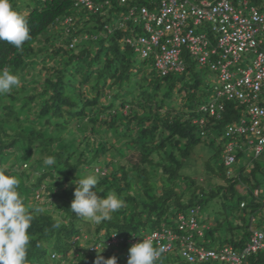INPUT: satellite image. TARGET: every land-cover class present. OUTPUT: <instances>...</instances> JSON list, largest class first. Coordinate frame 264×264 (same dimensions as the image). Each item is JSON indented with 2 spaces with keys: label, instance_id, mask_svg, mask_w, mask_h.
<instances>
[{
  "label": "trees",
  "instance_id": "obj_1",
  "mask_svg": "<svg viewBox=\"0 0 264 264\" xmlns=\"http://www.w3.org/2000/svg\"><path fill=\"white\" fill-rule=\"evenodd\" d=\"M158 1L92 0L89 10L73 0H10L13 10L27 20L31 38L21 49L0 42V70L7 68L20 80L19 87L0 95V169L20 180L18 191L33 217L26 264H96L98 256L101 264L113 257L116 264H127L132 246L127 239L163 228L177 232L178 215L189 217L193 211L197 219L210 200H218L225 212L232 210L230 202L236 198L239 210L250 208V222L240 215V223L229 226L224 225L228 215L203 219L211 224L197 220L203 228L200 236L193 232V243L204 238L206 245L200 246L208 250L231 249L241 255L254 232H264L262 215L259 225L252 226L254 213L264 206L256 175L264 170L253 160L233 170L238 158H248L246 151L254 148L242 136L225 137L227 127L243 119L245 107L221 97L219 117L202 112L207 87L202 73L210 71L208 65L202 66L182 46V71L163 75L155 57L169 35L147 50L139 42L152 34L145 21L124 20L130 9L153 11ZM201 1L213 6L223 0L193 4ZM224 1L234 10L255 7L264 15V1L261 7L253 0ZM188 29L206 34L207 51L216 49L218 34L210 22L194 25L189 20ZM261 38L264 43V34ZM147 62L151 67L145 69ZM217 137L223 143L209 157L216 158L215 165L209 159L204 162L206 177L183 174L195 148L201 143L212 146ZM229 142L234 143V161L226 167L223 156ZM260 153L254 149L255 158ZM46 156L55 157L56 163L46 166ZM90 174L98 180L101 198L114 192L125 202L110 221L96 224L70 210L75 190L71 181ZM243 188L255 197L250 204ZM220 230L225 236L214 249L210 245L218 243ZM169 253L161 254L156 264H170ZM220 263L217 259L208 264ZM243 264H264V249L246 254Z\"/></svg>",
  "mask_w": 264,
  "mask_h": 264
},
{
  "label": "built area",
  "instance_id": "obj_2",
  "mask_svg": "<svg viewBox=\"0 0 264 264\" xmlns=\"http://www.w3.org/2000/svg\"><path fill=\"white\" fill-rule=\"evenodd\" d=\"M73 1L89 10L93 9L92 0ZM136 17L145 21V28L152 33L149 40H139L147 45V50L150 45L157 47L165 33L169 35L160 46V54L155 57V65L163 75L170 70L182 71V46L192 56L197 57L201 65L208 64L217 73L222 88H216V100L203 105L200 110L210 116L219 117L223 107L217 99L221 97L235 100L244 106L246 110L243 119L238 124L227 127L225 137L242 136L247 146L254 147L256 154L260 153L264 148V43L261 38L264 34V15L253 7L248 12L246 7L234 10L224 0L213 6L206 1L194 5L189 0H161L157 13L149 12L145 7L139 11L131 9L124 20H136ZM189 20L194 25L201 22H210L213 25V30L218 34L216 49L207 51L206 34L195 35L191 29L186 30ZM151 24L162 29L153 30ZM183 29L185 31L182 35ZM245 53L251 54L252 63L247 68L238 67ZM145 55L143 51V56ZM209 56L217 59L209 61ZM233 148L232 142L225 146L224 163L227 166L234 161ZM201 228L191 211L189 217L178 215L177 232L163 228L145 238L151 239L154 247H163L165 251L162 254L169 253L173 242H177L181 256L188 264H208L209 261L217 259L224 264H243L246 254L264 249V232L256 231L243 254L237 255L231 249L216 253L191 241L193 232L201 235ZM179 232H184L185 235ZM188 257L192 259L189 260Z\"/></svg>",
  "mask_w": 264,
  "mask_h": 264
},
{
  "label": "clouds",
  "instance_id": "obj_3",
  "mask_svg": "<svg viewBox=\"0 0 264 264\" xmlns=\"http://www.w3.org/2000/svg\"><path fill=\"white\" fill-rule=\"evenodd\" d=\"M189 2L191 1L189 0ZM30 38V30L25 17L13 10L10 0H0V42H7L16 49H21ZM209 70L217 75L210 68ZM19 85L20 80L16 75H13L7 68L0 70V95L10 93L14 87H19ZM263 152L264 148L261 153ZM224 154L223 162L226 156L225 151ZM43 162L46 166H51L56 163V159L53 156H46ZM225 166L229 167L230 165ZM20 183L16 176L6 174L3 169H0V264H26L30 243L28 229L31 227L33 217L26 210L24 201L18 191ZM71 183L75 185V190L70 210L77 217L100 224L104 221H110L112 214L125 205V202L114 192L101 198L96 187L98 180L94 175L75 179V183L73 181ZM93 188L96 190L93 191ZM150 234H145L141 239L135 235L132 239H127V242L132 245L128 250L129 258L126 257L128 258L127 264H156L157 259L165 249L154 247L152 240L145 238ZM115 235L112 237V243L117 242ZM101 259L102 257L98 256L96 264H101ZM188 259L191 260L192 258L188 257ZM74 264H78V262L74 261ZM105 264H116V258L113 257L107 260Z\"/></svg>",
  "mask_w": 264,
  "mask_h": 264
},
{
  "label": "rangeland",
  "instance_id": "obj_4",
  "mask_svg": "<svg viewBox=\"0 0 264 264\" xmlns=\"http://www.w3.org/2000/svg\"><path fill=\"white\" fill-rule=\"evenodd\" d=\"M30 2V0H27ZM156 3L158 0H155ZM160 1V0H159ZM158 1V2H159ZM191 2H196L197 0H190ZM263 1L264 0H253V3H256L255 5L258 6V7H261L263 5ZM31 3V2H30ZM158 7V6H157ZM157 7H155L153 9V12L154 13H157ZM118 16H122V12H119L118 13ZM114 23V22H113ZM252 56L249 55V54H246V55H243L242 56V64L240 66H242L243 68H247L248 66L251 65L252 63ZM143 67L145 69H148L151 67V64L150 62H147L146 64H143ZM203 75V79L205 80V82H207V87H206V94L204 96V101L203 103L205 104H209L213 101L216 100V88H222V84L219 82L218 78H217V75L214 74L213 72L211 71H205L204 73H202ZM223 143V138L221 137H217L216 140H215V143L214 145L212 146H208L204 143H201L198 147L195 148L194 150V156H192L191 158V161H188V163L184 166V169L182 170V173L189 176V177H193V178H205L206 176V171L204 172L205 170V167L203 166L204 162L209 159V157L216 153V149L218 147V145L222 144ZM246 153L248 154V158H246L245 156L243 157H240L238 158V163L233 166V170L236 171V168L238 166V164H246L247 162H245L246 160H253L255 163H257L260 168H262L264 170V152L262 154L259 155V157L255 158L254 156V149H249L246 151ZM209 159L207 162L209 163H212V165H215L216 161L215 159ZM218 159V158H217ZM220 160V158L218 159V161ZM248 161V162H249ZM115 165V166H114ZM113 167L114 169L117 168V165L114 164ZM92 175V174H90ZM257 175V180L260 182V185H259V188H258V194H259V198L260 200L263 202L264 204V174H258L256 173ZM242 190V189H241ZM240 190V191H241ZM257 190V189H256ZM242 192H240L239 194H241ZM243 194H245V201L247 203H251L252 201L255 200V197L252 196L251 194L247 193L246 190H244L243 188ZM230 204L232 205V210H225V212L223 210H220V206L218 204V200H210L208 203H207V206H203L202 209H201V212L200 214L198 215V222L199 223H204V224H211V222L209 223L208 221H212V219H215V218H218L219 219H224L225 215H228V221H224V225L225 226H229V225H234L237 223V221H239V215L242 216V218H244V220L246 221V223H249L250 222V208H247L245 211L244 210H239L237 208V203H236V198L234 199L233 202H230ZM260 215H262V217H264V206L263 208L259 211V212H255L254 213V218H255V222L252 223V226L255 227L257 225H259V222H260ZM206 218L208 219V221H205L203 222V219ZM242 222V221H241ZM240 223V221H239ZM151 230L147 229V232H150ZM238 232L240 233L241 230H238ZM218 234L220 235V240L217 242L213 241L212 244L210 245V247L212 248H216L218 246V244H220L221 242H223V238H224V231L223 230H220L218 232ZM228 234V233H227ZM89 235V234H88ZM207 239H211L210 236H206ZM208 240V241H209ZM194 243L196 244H199V245H206V240L204 238H201V239H196L194 241ZM211 243V242H210ZM173 246V251L170 252L168 255V260L170 261V264H186L179 256H178V252L177 250H175L176 248V244L173 243L172 244ZM208 247V246H207Z\"/></svg>",
  "mask_w": 264,
  "mask_h": 264
}]
</instances>
